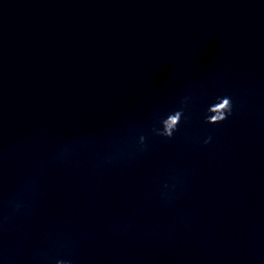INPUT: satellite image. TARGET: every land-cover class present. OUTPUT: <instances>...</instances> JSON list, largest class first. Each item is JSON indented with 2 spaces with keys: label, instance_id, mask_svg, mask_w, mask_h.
Segmentation results:
<instances>
[{
  "label": "clouds",
  "instance_id": "clouds-1",
  "mask_svg": "<svg viewBox=\"0 0 264 264\" xmlns=\"http://www.w3.org/2000/svg\"><path fill=\"white\" fill-rule=\"evenodd\" d=\"M187 97L183 98L180 102V106L172 111H169L166 115L157 112L154 114V120L156 124L151 128V132L153 135L158 137H163L167 139H172L174 133L179 130V126L181 121L187 122L188 116L185 115V111L187 108ZM233 112V102L230 96H222L216 97L214 103L210 104L207 107L206 115L204 117V121L207 124H220L224 122L229 116L232 115ZM212 138L209 136L204 140V144L207 145L211 142ZM146 137L145 135L139 136V142L137 145V151L143 152L146 150ZM70 148H66L65 151H69ZM165 188L168 187L166 184ZM9 206L13 212H18L23 207V204L18 200H10ZM56 264H72L71 260H58Z\"/></svg>",
  "mask_w": 264,
  "mask_h": 264
}]
</instances>
